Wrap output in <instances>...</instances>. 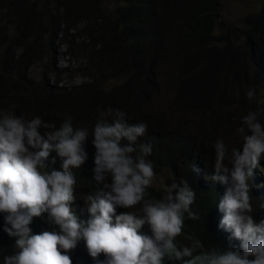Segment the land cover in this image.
Here are the masks:
<instances>
[{
    "label": "trees",
    "instance_id": "obj_1",
    "mask_svg": "<svg viewBox=\"0 0 264 264\" xmlns=\"http://www.w3.org/2000/svg\"><path fill=\"white\" fill-rule=\"evenodd\" d=\"M110 1L0 0V110H10L17 117L29 119L39 116L57 128L70 116L74 128L88 130L89 137L84 144L87 159L80 169H73L75 199L70 206L74 207L87 205L88 195H100L104 190L103 184L95 181L94 173L92 131L97 120L105 116L107 109L113 108L124 112L129 124L146 123V135L133 147L139 149L140 143L152 145L148 159L153 163L154 172H168L163 184L187 180L196 191L191 208L201 219L185 218L183 232L200 239L208 250L237 246L238 240L219 227L223 214L218 204L226 186L211 181V168L202 162L206 157L203 152L207 151L209 158L215 154L214 143L220 136L215 134L214 124L221 121L227 129V123L232 122L229 115L224 112L212 117L209 114L211 129L198 133L187 119L179 123L153 111L152 101L158 88L156 68L161 61H167L179 76L176 100L181 101L190 114L213 112L229 103L233 90L239 91L242 98L251 87L255 89V100H248V108L257 109L263 116L261 95L264 93L259 92L264 89V0L257 10L245 16L242 37L233 40L229 36L214 35L222 0H113L114 5L107 8ZM57 36L65 40L68 36L82 39L74 50L80 49L83 53L81 73L86 79L78 86L64 89L48 85L44 77L41 82L28 77L30 67L44 59L41 53ZM63 44L68 49V41ZM9 46L14 49L10 50ZM68 53L72 54L69 50ZM105 74L120 76L122 81L107 86L103 80ZM242 126L241 121L239 128ZM39 131L43 135L45 129ZM229 136L230 132L227 139ZM121 143L126 145L128 141ZM53 157L56 158L54 165ZM47 163L49 169L60 170L62 161L53 151ZM193 167L198 171H193ZM108 182H111L110 177ZM252 182L249 177L248 185ZM249 189L254 210L251 216L258 224V216L264 214V194L261 198L260 194L254 197L251 187ZM147 191L146 198L159 199L161 182ZM140 207H118L117 210L138 211ZM4 215L0 213V264H5L4 256L15 251V238L3 231ZM30 227L33 234L60 231L58 226L47 222V213L34 217ZM140 232L151 235L147 224ZM176 243L182 246L191 242L181 235ZM67 254L72 264H97L83 239ZM98 259L104 261L106 257L100 254ZM163 264L183 262L165 258Z\"/></svg>",
    "mask_w": 264,
    "mask_h": 264
},
{
    "label": "clouds",
    "instance_id": "obj_2",
    "mask_svg": "<svg viewBox=\"0 0 264 264\" xmlns=\"http://www.w3.org/2000/svg\"><path fill=\"white\" fill-rule=\"evenodd\" d=\"M246 97L255 100V89L250 87ZM259 115L249 112L237 129L244 133L242 152L237 148L229 152L223 138L214 143L211 181L226 186L218 204L223 214L219 227L230 232L238 245L208 250L200 239L183 232L185 218L201 219L192 211L196 191L187 180L170 185L161 181L160 198H146L156 179L148 159L152 145L133 147L146 135V123L129 124L126 114L113 108L97 120L92 131L95 181L106 191L88 195L87 205L74 207L70 206L75 199L73 169H80L87 159L88 130L74 128L70 116L57 128L39 116L25 120L10 110H0V213L5 214L3 231L15 238L14 254L3 257L5 264H72L67 253L81 239L97 264H163L165 258L183 264H264V221L259 220L264 214L258 216V224L254 222L248 185L250 177L262 191L261 198L264 185L255 177V168L264 157V125ZM123 140L128 144L122 145ZM53 151L62 161L60 170L49 169L47 161ZM51 163H56L55 157ZM193 171L198 169L193 167ZM137 205L141 206L138 211L117 210ZM45 213L47 222L60 231L33 234V218ZM145 224L151 235L140 232ZM181 235L191 243L178 246ZM100 254L106 257L104 261L98 259Z\"/></svg>",
    "mask_w": 264,
    "mask_h": 264
},
{
    "label": "rangeland",
    "instance_id": "obj_3",
    "mask_svg": "<svg viewBox=\"0 0 264 264\" xmlns=\"http://www.w3.org/2000/svg\"><path fill=\"white\" fill-rule=\"evenodd\" d=\"M261 0H222V6L220 11L219 24L214 30V35L216 36H229L230 39H235L236 37H242V28L245 26L244 18L247 14L254 12L260 6ZM114 5V1L111 0L107 4V8ZM69 32V34H73ZM84 38V36H83ZM69 43L64 45L63 42ZM81 42L82 39H72L71 36H68L67 40L57 36L54 41H50L47 44L46 51L41 53V58H44L36 63H34L29 71L28 77L34 82H41L42 77H44L48 85H55L56 87H61L67 89V87L82 83L86 78L83 77L81 71L84 65V60L81 59L83 53L81 50H74L77 42ZM85 38L84 41L85 42ZM40 44L43 45L44 41L41 40ZM221 44V42H219ZM10 50L14 49L12 46H9ZM68 50L72 53H68ZM176 68L171 65L170 62L161 61L157 68L156 74H158V88L155 99L152 103L155 105L153 111L162 116L171 117L174 120H179V123H184L186 119L188 123L192 126L193 130L198 133L207 132L211 129L209 114L214 117L222 115L224 112L229 115L231 123H227L228 128L216 122L214 124V132L220 138L226 141V146L229 148V152L232 148H237L242 152L243 148V137L244 133H239L237 129L239 128V123L242 121L243 117L246 116L251 111L248 108V99L245 96L241 98L239 91L233 90L229 94V103L222 105L218 108H215L213 112L209 113H189L186 108L183 107L181 101L176 100L177 92V78L178 72ZM53 72L54 74H52ZM178 76V77H177ZM103 80L107 86H112L118 84L122 81L120 76H112V74H105ZM264 93L262 89L259 94ZM264 98V95H261ZM260 113V112H259ZM240 116V121L239 120ZM20 117V116H18ZM25 120H30L27 116H22ZM237 120V121H236ZM259 122L264 125V115L261 114L258 117ZM227 130V132H226ZM230 132V136L227 139V134ZM248 135H251V132H247ZM243 136V137H241ZM206 150V149H203ZM205 158H203V163L205 166H209L215 174L214 163H215V154L212 158L207 155V151L203 152ZM227 163V162H226ZM229 169H231V164H228ZM258 170L255 177L259 180V183L264 185V157L260 160V165L255 168ZM168 172L162 171L156 173L155 183H160L165 179ZM251 188L253 191L254 197L258 196L262 191L257 188L256 182L251 183ZM256 199V198H255ZM261 221H264L261 218Z\"/></svg>",
    "mask_w": 264,
    "mask_h": 264
}]
</instances>
